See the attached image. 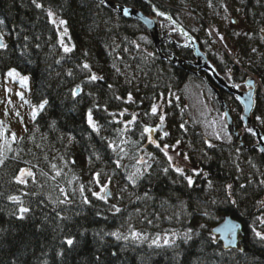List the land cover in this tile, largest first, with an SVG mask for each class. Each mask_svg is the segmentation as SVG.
<instances>
[{"label":"trees","instance_id":"obj_1","mask_svg":"<svg viewBox=\"0 0 264 264\" xmlns=\"http://www.w3.org/2000/svg\"><path fill=\"white\" fill-rule=\"evenodd\" d=\"M110 1L148 17L166 13L169 28L181 26L228 84L244 87L252 75L259 84L251 117H260L264 138V0L237 1L244 28L222 63L208 52L218 22L204 1ZM186 14L196 26L183 24ZM171 37L176 44L161 51L183 67L159 58L140 23L96 0H0V75H28L38 107L24 133L0 146V264H264L256 235L264 234V156L223 90L247 148L227 133L208 140L199 96L187 86L200 82L211 94L215 84L194 74L179 30ZM174 147L183 164L169 159ZM226 216L242 227L237 250H223L210 234ZM162 234L178 237L154 243Z\"/></svg>","mask_w":264,"mask_h":264},{"label":"rangeland","instance_id":"obj_2","mask_svg":"<svg viewBox=\"0 0 264 264\" xmlns=\"http://www.w3.org/2000/svg\"><path fill=\"white\" fill-rule=\"evenodd\" d=\"M202 1H204L203 2L204 5H201V6H203V8H206L208 10V11H206V13H208V16L215 17V19H216L215 21L218 22L216 24L217 26L215 25L216 28L213 27L211 30V32H213V35H214L213 39H214L215 43L213 45L215 48H210V49L208 48V52H209L210 56H212L214 58L215 61L222 63L224 61L223 58L228 60V59H230V57H232L235 54V52L231 50V47H233V44H234L233 42L235 41L236 36H239V34H241V31H243L242 29L244 28L242 26V24L240 23V18L237 16V13H236L237 12L236 3L238 0H215L217 5L220 6L219 9H215L212 7V3H215L214 1H211V0H209V1L208 0L207 1L202 0ZM208 2H209V4H208ZM152 11L155 13L154 8L152 9ZM162 13H164V12H162ZM164 14H166V13H164ZM164 16H166V15H162V16L156 15V16L150 17L152 19H156V22L158 25V31H159L160 35H162L161 33H163L170 40L169 42L165 41L164 43H162L160 45V51H161L162 45L165 46V45H168L169 43H172L174 45V44H176V41H177L174 38L172 39L171 35H169L166 31H165V33L161 32L162 30H161L160 21H165V23H169V20L164 18ZM52 20H53V17H52ZM183 24L185 26H188V27L193 26V25L196 26L192 17L187 15V14H186L185 20L183 21ZM168 26H170V24H168ZM179 27L181 28V26H179ZM220 27H221V29H220ZM246 27H247V25H246ZM59 28H60V26H59ZM145 30L147 31L146 28H145ZM226 30L234 33V38H232V40L227 37ZM262 33H263V38H264V30L262 31ZM148 34H149V32H148ZM149 36H150V34H149ZM61 37H62V34H61ZM150 38H151V36H150ZM263 38H262V45H263ZM150 40L153 44L152 39H150ZM186 41L187 42H186L185 47L187 50H190L187 47L189 45L188 44L189 41L188 40H186ZM179 44H181V43H179ZM153 46H154V44H153ZM154 48H155V46H154ZM262 50H263V46H262ZM155 51H156V49H155ZM190 51L193 53L192 50H190ZM161 53H162V51H161ZM156 54H157V52H156ZM157 55L159 56V54H157ZM162 55L168 59H171V57H174L178 61L182 62L181 65H178L177 63H175V64L169 63L168 61L162 59L159 56V58L161 60H164L166 63H168L170 65L183 67V65L185 64V60H183V59L177 58L175 56H166L163 53H162ZM193 58H194V63H195L194 55H193ZM207 61H208V59H207ZM194 63L191 64L192 67H194L193 66ZM208 63L210 64L209 61H208ZM213 69H214V67H213ZM10 70H12V69H10ZM10 70H8L5 74L0 75V146L8 140L9 141L17 140L24 133L26 125L32 120L34 114L38 111V107L33 105L31 100H30L31 84H30L29 76L28 75H22V74L18 73L17 71H16V73H18L19 75L9 76L8 73ZM223 73L224 74L226 73L227 76H229V74H230V72H228L227 69H225V68H223ZM25 77L27 79H25ZM253 79H254L255 84L257 86L259 84V82L257 80H255V78H253ZM242 85H243V83L240 84L239 86L235 87V88H238V90L243 91L244 88ZM232 86H234V85L232 84ZM187 87L189 88V90H191L190 92H193L194 94L197 92V94L199 96V98H198L197 95H195V97L197 99L195 109L197 108V111H201V113L204 115V116L201 115V117H202L201 118V124L204 127L206 134L209 136L208 140H210V136L211 137L212 136H216V137L219 136V138L222 139L223 134L226 133V130H225L226 121H225V118L223 115V111H222L223 109L221 111H218L215 100H214V97H215L216 101L219 102L217 99V96L213 93L214 88H217V87L210 86V88L212 90L211 94H210V92L205 91L204 84L200 83V82H196V81L193 82L192 81L189 83V85ZM246 89H248V88L245 87V90ZM255 92H256V90H255ZM254 98H255V93H254ZM229 114L232 117L234 116V112H233L232 108H230ZM240 115H241V113H240ZM251 121H252V124L255 126L254 121L257 122L258 119H255L253 121V119L251 117ZM152 134L153 133H151V135ZM150 141H152L151 138H150ZM169 157L173 161L176 160L177 162L183 164L182 159L179 158L178 149L176 147L172 148L171 153H169ZM104 191H105V187L102 188L101 192H104ZM106 191L108 192V190H106ZM177 237L178 236L176 234H162V235L157 236L153 241H155V243L160 244V245H170L174 242V240L177 239ZM165 241H168V243H165Z\"/></svg>","mask_w":264,"mask_h":264},{"label":"water","instance_id":"obj_3","mask_svg":"<svg viewBox=\"0 0 264 264\" xmlns=\"http://www.w3.org/2000/svg\"><path fill=\"white\" fill-rule=\"evenodd\" d=\"M100 1L106 7L113 10L118 17L134 20L140 23L144 28H146L151 36L157 54H159V56L162 59L168 61L169 63H173V64L177 63L178 65L182 64L181 61H178L174 57L168 59L162 55L160 51V45L165 41L169 42L170 40L163 33H161L162 35H160L158 31V25L156 19H152L144 15L141 11L117 4L110 0H100ZM125 9L127 10V12L124 11ZM176 27L179 30V32L182 34V36L189 41L188 42L189 45L187 46L188 49L193 51V55L195 57V63L193 64V66L196 69L194 74L198 75V72L201 71L206 73L212 79L213 83L215 84V87H217L214 88L213 93L217 96L219 104L223 109V115L226 121V128H225L226 133L230 135L231 138L237 140L241 147L243 148L245 147L244 144L241 142L240 135L235 130L232 118L229 114V109L225 105L223 99L220 97L218 88L222 89L228 94H231L234 97V99L238 102V104L241 107V115H240L241 123L243 127L254 136L256 140L254 147L257 150H259V152L264 156L263 135L257 129V127H255L252 124L251 121V114L254 110V93L256 90V84L254 79L251 76L247 77V79L244 82V87L248 89L244 91H240L234 86L227 84V82L221 76H219L215 72L213 67L208 63L205 55L199 50L197 44L193 41V38L190 35H188L179 26L176 25ZM262 46L264 51V38H263ZM241 232H242L241 225L237 221L232 220L230 217L227 216L223 217L222 220L219 223H217L214 227H212L210 230V234L214 237L215 242L220 243L221 248L225 251L238 249Z\"/></svg>","mask_w":264,"mask_h":264},{"label":"snow or ice","instance_id":"obj_4","mask_svg":"<svg viewBox=\"0 0 264 264\" xmlns=\"http://www.w3.org/2000/svg\"><path fill=\"white\" fill-rule=\"evenodd\" d=\"M37 7H41V5L38 4ZM124 11L127 12L126 9H125ZM49 15H51V13H49ZM158 15H161V16H162V15H164V13L160 12V13H158ZM61 23H64V21H61ZM4 47H6V45H5L2 41H0V48H4ZM65 51H70V49H69V48H65ZM83 67H84V68H88L89 66H88L87 64H85ZM8 75H9V76H13V75H19V74L16 73V70H15V69H12V70L9 71ZM25 79H27V78L25 77ZM90 79H92V80H96V79H102V77H97L95 74H93V75L90 77ZM77 88L79 89V86H77ZM73 94L75 95L76 92L74 91ZM46 103H47V101L42 102V103L39 105V107H40V108H43L44 105H45ZM152 112H153V113L156 112V107H155V106H153V108H152ZM160 119H161V121H163L164 117L161 116ZM257 119H260V117H257ZM88 122H89L90 125L93 126V128L96 127V125H95V124L93 123V121H92L91 110H89V114H88ZM148 130H149V129H145V131H148ZM165 135H167V133H165ZM169 159H171V158H169ZM0 162H2V161H0ZM165 171H167V169H165ZM176 171H177V172H182V169L177 168ZM29 174H30V173H29ZM187 179H188L189 184H191V183H192V179H191V177H187ZM21 182H23V181H21ZM229 187H230V186H229ZM12 199H17V198H16V197H12ZM27 211H28V209H26V208H21V209H20L21 214H23V213H25V212H27ZM117 211H119V209H117ZM112 235H117V234H116V233H112ZM133 235L135 236V235H137V234H136V233H133ZM256 235H257L258 237H260L261 239H264V234H262V233H260V232H257ZM117 238H119V236H118ZM125 238H126V237H125ZM65 243H66L67 245L71 246V245H73L74 240H73L72 238H67V239L65 240ZM154 243H155V241H154ZM165 243H168V241H165Z\"/></svg>","mask_w":264,"mask_h":264},{"label":"flooded vegetation","instance_id":"obj_5","mask_svg":"<svg viewBox=\"0 0 264 264\" xmlns=\"http://www.w3.org/2000/svg\"><path fill=\"white\" fill-rule=\"evenodd\" d=\"M168 24L169 23H165V21H160V25H161V32H164L165 33V31L169 34V35H172V34H174V31L176 32V29L177 28H169V26H168ZM178 30V29H177ZM183 44V43H182ZM182 44H180V46H182ZM183 47V46H182ZM202 72V71H201ZM200 72V76H205L203 73H201ZM214 86V85H213ZM244 89L243 90H245V87H243Z\"/></svg>","mask_w":264,"mask_h":264},{"label":"bare ground","instance_id":"obj_6","mask_svg":"<svg viewBox=\"0 0 264 264\" xmlns=\"http://www.w3.org/2000/svg\"><path fill=\"white\" fill-rule=\"evenodd\" d=\"M97 2H99L101 5L105 6L100 0H96ZM147 1V0H145ZM148 2V1H147ZM106 7V6H105ZM108 8V7H107ZM111 10V9H110ZM113 11V10H112ZM114 12V11H113ZM252 77V76H251ZM235 87V86H234ZM238 89V88H237ZM221 90L220 88H218V91ZM231 95V94H230ZM220 106V104H219ZM221 107V106H220Z\"/></svg>","mask_w":264,"mask_h":264}]
</instances>
